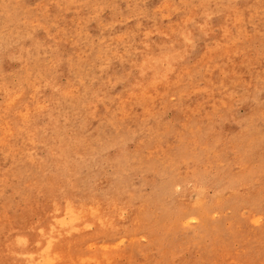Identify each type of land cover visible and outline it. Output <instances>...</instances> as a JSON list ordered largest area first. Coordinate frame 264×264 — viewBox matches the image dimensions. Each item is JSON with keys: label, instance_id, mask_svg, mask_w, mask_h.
I'll return each mask as SVG.
<instances>
[{"label": "rangeland", "instance_id": "rangeland-1", "mask_svg": "<svg viewBox=\"0 0 264 264\" xmlns=\"http://www.w3.org/2000/svg\"><path fill=\"white\" fill-rule=\"evenodd\" d=\"M37 262L264 264V0H0V264Z\"/></svg>", "mask_w": 264, "mask_h": 264}, {"label": "bare ground", "instance_id": "bare-ground-1", "mask_svg": "<svg viewBox=\"0 0 264 264\" xmlns=\"http://www.w3.org/2000/svg\"><path fill=\"white\" fill-rule=\"evenodd\" d=\"M202 193H203V192H202ZM186 194H187V193H186ZM200 197H201V196H200ZM212 197H213V196H212ZM184 198H185V197H184ZM197 199H198V198H197ZM215 200H216V199H215ZM199 201H200V200L198 199V202H199ZM217 201H218V200H217ZM191 204H192V203H191ZM193 205H194V204H193ZM195 205H196V204H195ZM113 208H114V207H113ZM80 209H81V208H80ZM79 212H80V211H79ZM74 214H75V213H74ZM256 216H257V215H256ZM254 217H255V216H254ZM254 217H252V218H254ZM257 220H258V219H257ZM192 221H193V220H192ZM250 221H251V220H250ZM255 224H256V223H255ZM37 237H38V236H37ZM135 237H136V236H135ZM12 238H13V240H15L14 237H12ZM29 238H30V237H29ZM25 240H26V238H25ZM25 240H24V241H25ZM24 241H23V242H24ZM44 241H45V240H44ZM23 242H22V243H23ZM25 242H26V241H25ZM25 242H24V243H25ZM38 242H40V241H38ZM91 242H92V241H91ZM24 243H23V245H26V244H24ZM26 243H27V242H26ZM16 244H17V242H16ZM43 246H44V245H43ZM48 246H49V245H48ZM54 246H55V245H54ZM54 246H53V247H54ZM20 247H21V246H20ZM40 247H41V246H40ZM46 247H47V246H46ZM53 247H52V248H53ZM48 248H49V247H48ZM45 249H46V248H45ZM38 250H40V249H38ZM38 250H37V251H38ZM47 250H48V249H47ZM24 251H25V250H24ZM48 251H49V250H48ZM38 252H39V251H38ZM18 253H19V252H18ZM20 254H21V253H20ZM40 254H41V253H40ZM24 255H25V254H24ZM29 255H30V254H29ZM32 255H33V254H32ZM32 255H31V256H32ZM21 257L23 258L22 255H21ZM28 258H29V257H28ZM31 258H32V257H31ZM50 258H51V256H50ZM20 261H22V260H20ZM35 263H36V260H35ZM37 263H38V262H37ZM38 264H39V263H38Z\"/></svg>", "mask_w": 264, "mask_h": 264}]
</instances>
